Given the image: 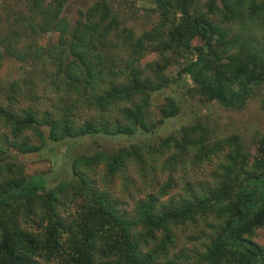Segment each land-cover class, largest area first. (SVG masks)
Wrapping results in <instances>:
<instances>
[{"label":"trees","instance_id":"1","mask_svg":"<svg viewBox=\"0 0 264 264\" xmlns=\"http://www.w3.org/2000/svg\"><path fill=\"white\" fill-rule=\"evenodd\" d=\"M68 2L26 0L0 29V67L7 55L40 68L23 82L0 83V264H264L260 132L249 150L239 135L212 141L196 122L158 150L139 144L77 156L72 178L53 187L43 175L28 176L19 159L69 140L155 133L181 107L169 96L157 112L154 97L183 76L192 98L236 109L262 91L264 109V0H149L158 20L141 34L111 0L80 10L75 24L63 17ZM44 34L58 41L42 46L36 37ZM151 53L158 59L143 67ZM172 67L178 77L168 74ZM167 153L170 162L191 156L217 171L163 201L174 188L171 173L159 196L138 200L131 212L90 174L104 166L110 183L145 154L153 161ZM193 227L200 235L193 254L177 253L179 232Z\"/></svg>","mask_w":264,"mask_h":264},{"label":"rangeland","instance_id":"2","mask_svg":"<svg viewBox=\"0 0 264 264\" xmlns=\"http://www.w3.org/2000/svg\"><path fill=\"white\" fill-rule=\"evenodd\" d=\"M52 0H46L51 2ZM99 0H69L63 17L68 18L72 24L79 19V11H86ZM113 6L119 11L121 16L127 22V25L134 28L139 34L150 30L157 23L158 17L153 11V6L149 0H111ZM26 0H0V29H4L6 22L12 20L13 12L23 10ZM261 34L257 37L261 38ZM37 43L46 46L49 43L58 41V34H44L36 37ZM23 43H26L23 42ZM0 49H3L0 46ZM158 59L157 54H149L143 61L142 66ZM39 67L32 64L18 62L5 55L0 67V83L20 81L26 78L27 71H36L39 74ZM180 68L172 67L168 74L175 78L178 77ZM40 79V78H39ZM39 79L35 81H39ZM36 83V82H35ZM189 83L187 77L183 76L180 82L173 83L168 89L160 94H156L154 109L158 112L159 106L163 105L164 99L174 96L178 100L181 113L171 120H167L155 133L151 135H137L134 137L104 138L88 137L78 140H69L53 146V151L43 150L41 153L23 156L19 159L26 168L28 176L43 175L47 187H53L62 180L72 178L73 160L80 155H93L100 151L114 152L121 147H130L132 145L147 144L152 148L159 149V142L169 135L179 130L182 126L196 122L207 125L210 130L212 141L231 135H239L246 149L255 148V137L258 132L264 135V109L261 105L262 91H255L254 95L240 108L230 109L223 107L218 103H207L201 101L199 97L192 98L187 95L186 85ZM35 90L38 91L37 86ZM41 88V85H40ZM33 92L34 88L32 87ZM24 102L22 103V105ZM55 150V151H54ZM154 160L148 154H145L143 164L133 166L123 175H119L114 181L107 183L104 179V166L98 167L91 172L92 178L98 183L101 189H106L117 198L124 200L128 205L127 210H133L135 203L140 199H145L148 195H160L162 186L169 180L173 173L174 188L163 201H168L178 195H184L186 188H196L203 186L206 182L212 180L213 174L217 171L216 164L197 166L192 161L191 156L179 157L175 162L171 154L153 155ZM199 186V187H200ZM198 187V188H199ZM197 189V188H196ZM193 229H184L179 232V241L176 252H183L187 255L193 254V248L198 242L193 237H200ZM257 242L264 246V228L258 232Z\"/></svg>","mask_w":264,"mask_h":264}]
</instances>
